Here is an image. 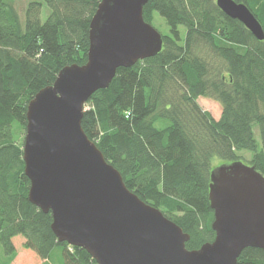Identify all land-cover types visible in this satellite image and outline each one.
I'll use <instances>...</instances> for the list:
<instances>
[{
  "label": "trees",
  "instance_id": "obj_1",
  "mask_svg": "<svg viewBox=\"0 0 264 264\" xmlns=\"http://www.w3.org/2000/svg\"><path fill=\"white\" fill-rule=\"evenodd\" d=\"M15 1L0 0V264L16 257V236L41 264H96L84 249L58 242L51 213L28 201L22 148L29 101L62 68L86 62L100 0H22L23 17ZM234 1L264 32V0ZM154 13L169 28L161 50L118 68L85 103L81 128L126 188L178 225L189 235L185 247L195 250L215 237L214 159L230 164L249 151L246 165L264 177V41L216 0H148L142 16L151 26ZM201 97L219 103L218 119L201 108ZM236 264H264V250L246 248Z\"/></svg>",
  "mask_w": 264,
  "mask_h": 264
},
{
  "label": "water",
  "instance_id": "obj_2",
  "mask_svg": "<svg viewBox=\"0 0 264 264\" xmlns=\"http://www.w3.org/2000/svg\"><path fill=\"white\" fill-rule=\"evenodd\" d=\"M148 0H100L89 23L86 62L62 68L29 101L23 140L28 201L51 213L58 242L84 249L96 264H236L246 248L264 250V177L240 161L210 174L212 242L185 247L189 235L130 192L81 128L84 105L108 87L118 68L151 58L160 33L143 20ZM258 41L264 32L249 9L216 0Z\"/></svg>",
  "mask_w": 264,
  "mask_h": 264
},
{
  "label": "rangeland",
  "instance_id": "obj_3",
  "mask_svg": "<svg viewBox=\"0 0 264 264\" xmlns=\"http://www.w3.org/2000/svg\"><path fill=\"white\" fill-rule=\"evenodd\" d=\"M15 6L18 9V12L21 17H23V14H21V11H23V8L25 6V2L22 0H16L15 1ZM48 15V8L47 6L43 5L42 11H41V20L44 21ZM152 26L162 35H166L169 33V28L165 22V20L158 14L154 13L153 15V21H152ZM180 31L183 34L184 29L180 28ZM198 103L201 106L203 110L208 111L212 117L216 120L219 118L220 113H221V107L219 103L216 101L209 99V98H199ZM254 133L256 137V141L258 144H260L259 136H258V129L257 127H254ZM242 159L240 162L243 164H247L248 160L251 157V153L249 151H240L238 153ZM214 167L217 168L218 166L225 165L223 161L219 159H214L213 161ZM24 239L21 236H16L13 239V244L16 249V257L13 259V261L10 264H41L42 261L34 256V254L22 247Z\"/></svg>",
  "mask_w": 264,
  "mask_h": 264
}]
</instances>
